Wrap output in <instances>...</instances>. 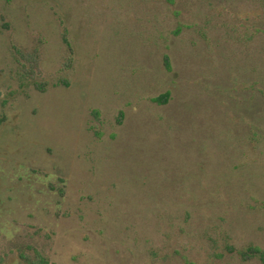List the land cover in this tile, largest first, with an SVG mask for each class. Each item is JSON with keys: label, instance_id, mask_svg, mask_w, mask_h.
Listing matches in <instances>:
<instances>
[{"label": "rangeland", "instance_id": "1", "mask_svg": "<svg viewBox=\"0 0 264 264\" xmlns=\"http://www.w3.org/2000/svg\"><path fill=\"white\" fill-rule=\"evenodd\" d=\"M225 244L264 252V0H0V264H264Z\"/></svg>", "mask_w": 264, "mask_h": 264}, {"label": "trees", "instance_id": "2", "mask_svg": "<svg viewBox=\"0 0 264 264\" xmlns=\"http://www.w3.org/2000/svg\"><path fill=\"white\" fill-rule=\"evenodd\" d=\"M64 41L65 43L67 44V47H68V50H69V56H68V59H67V63L70 64V61L72 59V57L70 55H72V47L70 45V43L66 40V38L64 37ZM20 53V51H18ZM24 56V58L26 59L27 63H29V69L32 71V69L36 68V61H35V58L36 55L33 54V55H22ZM164 66L167 70H170L171 69V66H170V62H169V57L168 55H164ZM169 96H170V92L169 91H165L161 94H159L158 96L156 97H153L152 98V101L153 102H156V103H159V104H164L168 101L169 99ZM122 115H123V112L122 111H119V117H118V121L121 120L122 118ZM224 249L228 252H237V254L240 256V258L242 260H248V259H251V258H254V257H259L262 261H264V252L256 245H248L246 247H243L241 249H236L234 247H232L231 245H228V244H225L224 246ZM218 257H221L222 255L220 253H218L217 255ZM40 263L41 264H56V263H53V262H49L47 259H44L42 257H40Z\"/></svg>", "mask_w": 264, "mask_h": 264}]
</instances>
